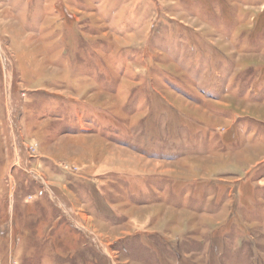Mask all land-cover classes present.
<instances>
[{
    "label": "rangeland",
    "instance_id": "rangeland-1",
    "mask_svg": "<svg viewBox=\"0 0 264 264\" xmlns=\"http://www.w3.org/2000/svg\"><path fill=\"white\" fill-rule=\"evenodd\" d=\"M0 264H264V0H0Z\"/></svg>",
    "mask_w": 264,
    "mask_h": 264
}]
</instances>
